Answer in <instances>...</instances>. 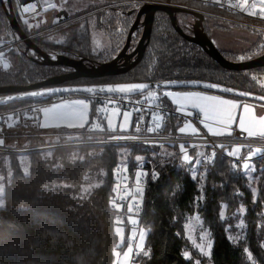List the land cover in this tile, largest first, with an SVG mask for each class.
Listing matches in <instances>:
<instances>
[{"label": "trees", "instance_id": "1", "mask_svg": "<svg viewBox=\"0 0 264 264\" xmlns=\"http://www.w3.org/2000/svg\"><path fill=\"white\" fill-rule=\"evenodd\" d=\"M93 1L98 7L91 12H95L100 29L113 43L110 58L105 62L113 60L126 45L141 3L195 6L175 0ZM12 4L15 8L14 0ZM205 12L217 18V22H210L213 18L206 16L204 28L210 39L213 33L210 24H214L215 30L216 27L225 30L229 29L226 23L230 21L233 28H245L255 34L258 32L254 26L264 29V22L251 18L211 9ZM15 13L23 31L42 52L70 59L85 58L99 64L91 51L90 32L84 18L64 25L61 38L54 40L44 34L45 28L34 26L51 21L50 15L34 18L41 19L33 21L32 29H26L16 10ZM107 14L110 18H106ZM0 21L17 41L2 4ZM176 24L183 33L192 35V28L184 27L179 15H176ZM142 32L140 27L133 34L129 53L138 45ZM17 42L21 45L19 51L13 48L12 69L0 68V87L26 86L70 71L66 67L36 62L32 59L36 56L26 51V45ZM261 42L264 40L259 37L243 53L220 52L231 62L247 61L264 54ZM175 80H203L264 96V67L246 71L224 69L201 47L182 37L169 15L160 11L155 14L151 37L138 65L117 76L82 78L67 84ZM41 101H14L0 105V112H11ZM182 123L181 119L173 118L162 136L177 137ZM132 136H135L133 129L129 132L93 131L89 126L70 136L61 133L52 136L40 127L26 125L0 130V141L11 147ZM168 145L176 150L180 146L130 143L69 146L24 154L0 153V170H4L7 177L5 206L0 208V264H114L118 249L115 226L120 213L117 204H124L123 213L128 206L136 210L140 205L136 211L140 212V228L148 231L146 248L133 256L134 264H264V156L252 158L245 165L247 155L260 149L243 148L237 161L227 155L225 149L232 147L229 145H221L218 152L181 144L193 158L183 162L180 155L166 152L164 146ZM212 153L213 162L208 163L206 156ZM121 164L128 167L132 182L136 181L138 169L142 167L146 168L143 173L155 169L156 177L149 178L146 189H130L124 196L125 202L114 204L116 168ZM241 215L245 228L231 235L228 228L234 227ZM194 218H201L207 226L211 240L209 254L192 246L191 227L186 226Z\"/></svg>", "mask_w": 264, "mask_h": 264}, {"label": "rangeland", "instance_id": "2", "mask_svg": "<svg viewBox=\"0 0 264 264\" xmlns=\"http://www.w3.org/2000/svg\"><path fill=\"white\" fill-rule=\"evenodd\" d=\"M45 9V12L42 16L45 14L50 15L52 17V20L54 18V15L56 12H59L61 10H65L68 12L70 15V20L75 21L80 18H84L86 20V25L87 28L89 29L90 32V43H91V51L93 55L96 56L95 61L97 63H101V60L107 61L110 56V52L113 50V43L110 40V38L103 33V31L99 27V22L97 18L95 17V12H91V10L96 9L98 7V3L93 1V0H42ZM184 2V1H182ZM15 3V2H14ZM1 4V2H0ZM194 5V4H193ZM174 6V5H172ZM176 6H179L180 8H186L189 10H197L195 6H189L185 4H177ZM255 13L260 14L262 16V20H264V3L259 2L257 3L254 8H253ZM109 11V10H108ZM180 23L184 27H191L196 20V18L190 14H185V13H178ZM41 16V17H42ZM106 18H110V15L107 14ZM41 18L35 19V20H40ZM35 20H30V21H25L22 20L24 27L26 29H32V27L36 26V29H43L45 28L46 30L44 31V34H47L48 38H53L54 40H58L61 38V35L64 31V25L62 24L61 26L58 27H51L52 26V20H47L43 21L40 24H35ZM217 22V18L210 19ZM37 22V21H36ZM223 21L220 20L219 24H222ZM35 24V25H34ZM106 24L108 27L111 28L110 22L106 21ZM34 25V26H33ZM226 25L229 27V29L225 30H219L216 27V30L214 28V24L209 25L210 32L212 33L211 40H213L214 44L216 45L217 49L221 52H233V53H238L241 51V49L244 48L245 45L247 44H253L255 43V38L261 37L264 40V30H258V35L257 36L254 31H247L245 28H233L232 23L230 21H227ZM208 27V25H207ZM227 27V28H228ZM2 30V31H1ZM16 35V34H15ZM17 41H20V39L16 36ZM245 40H248V42H244ZM15 41V39L12 36V33H10L6 28L1 27L0 25V68L3 70H11L12 69V58L11 55L14 52V49L16 51H19L20 43ZM21 42V41H20ZM3 43L6 44V46H3ZM263 45L264 42H261ZM15 47V48H14ZM14 48V49H13ZM3 49V50H1ZM249 49V48H248ZM256 51V50H255ZM32 56H36L35 52L29 51ZM100 60V61H99ZM196 98V96L190 97L189 100L185 101L184 104L188 105L190 102L193 103V107L197 105L198 102L201 100L197 99H192ZM171 100L172 104L178 107H181L183 109H189L187 110L188 115H194V112L191 108H184L183 103H178V101L173 98L169 97ZM204 101V100H203ZM219 103L218 100H214L209 102V106H211L213 109L215 106H217ZM249 109V107H245ZM245 108L242 110V115L240 119V125L241 121H244L245 119V114L247 111H245ZM251 111L253 112V116L257 118L256 120H260L259 115L261 117H264V109L262 108H256V107H250ZM196 109V108H193ZM253 110H258L261 112V114L258 115ZM99 112L102 114L103 118L105 119V123H107L108 129L115 130V129H125L128 130V124L126 125H120V127H117L118 122L120 121L121 118V112L116 111V110H110L105 107H100ZM127 112V111H126ZM223 110L220 108H215V112L213 113L214 115L212 116L215 118L212 122H214L216 128L220 127H225L231 125H237L236 123V118L234 120H228L227 117L229 113L227 114H222ZM178 113L182 115H186L187 113L179 112ZM263 114V115H262ZM125 113H124V123H126L128 120L125 119ZM237 117V116H236ZM250 119V118H249ZM98 120L94 121V127L95 128H101V124H98ZM100 123H103L104 121H100ZM203 126V122H200V127ZM183 128L184 131L181 132L180 129ZM264 131V130H263ZM183 136H189V137H200L201 135L200 131L196 126H194L193 123L191 122H185L183 125H181L178 128V136L177 137H182ZM262 137L263 135H258V137ZM180 145L177 150L175 147L168 145L164 146V149L166 150L167 153L171 154H176L180 155L181 159L183 162H189L193 160L188 153H187V148ZM227 152V155L234 159V160H239L240 156L243 153V147L241 146H232L228 147L225 149ZM185 156L188 157V159H185ZM262 156V152L258 149H254L250 154L247 155L248 160L252 158H257ZM247 162H245V165H247ZM124 165V164H121ZM125 166V174L126 178H129V182L133 184L135 187L133 191L135 190H140L143 189L142 185L140 184L141 180V175L143 174V171L146 169L144 167L138 169V173L136 176V181L132 182L131 181V176L128 171V167ZM150 172V171H149ZM147 173V172H146ZM6 181L7 177L5 175L4 170H0V208H3L5 206V190H6ZM127 198V196H126ZM137 200V199H136ZM117 210L120 212L119 217L116 220V226H115V233L117 234V247L118 249L115 252V262L114 264H131L133 260L134 255H139L146 247V241H147V236H148V231L144 228H140V212H136L140 205H138V208L136 207V210L131 206H128V210L126 213H123V206L124 204H117ZM244 216L241 215V218H238L234 224V227L228 228V231L231 235H236L239 232H242L245 228L244 224ZM186 227H191V236H192V246L194 248L196 247L197 249H200L204 251L205 253L209 254L210 250V245H211V240L208 239V233H207V226L203 222L201 218L197 219H192L187 223ZM131 249V251H129Z\"/></svg>", "mask_w": 264, "mask_h": 264}, {"label": "water", "instance_id": "3", "mask_svg": "<svg viewBox=\"0 0 264 264\" xmlns=\"http://www.w3.org/2000/svg\"><path fill=\"white\" fill-rule=\"evenodd\" d=\"M11 29L16 36L26 45V51L32 50L40 57V59L32 58L36 62L44 66H62L69 68L70 72L53 76L43 81L29 84L26 86H6L0 87V105L8 104L14 101L42 99L44 97H53L57 95H112V96H139L151 90L159 91L166 89H201L204 91L228 95L245 101H253L259 104H264V96L245 92L242 90L230 88L224 85L211 83L203 80H175V81H156V82H131V83H106V84H85V85H66L71 81L87 78L100 79L111 76H117L127 73L136 65H138L147 49L149 43L152 26L157 12H165L169 15L175 30L184 37L187 41L201 47L210 58L226 70L246 71L264 67V54L242 62H231L222 55L217 49L213 41L206 34L204 28L205 16L199 12L180 8L160 3H143L141 4L136 19L129 31L127 42L122 51L111 61L93 64L85 58L70 59L66 56L50 55L42 52L35 46L31 37H28L21 28L16 18V13L12 0H8L7 4L1 3ZM178 13L190 14L196 18L192 25V35L189 36L178 27L176 24V15ZM198 18V19H197ZM70 20V15L67 11L61 10L57 12L52 20L54 27L67 24ZM142 27L143 32L138 45L132 52H128L132 41V36L138 28ZM129 84H146L149 87L143 90H137L130 93H121L119 91H109L111 88H116L120 85Z\"/></svg>", "mask_w": 264, "mask_h": 264}, {"label": "built area", "instance_id": "4", "mask_svg": "<svg viewBox=\"0 0 264 264\" xmlns=\"http://www.w3.org/2000/svg\"><path fill=\"white\" fill-rule=\"evenodd\" d=\"M172 1V0H170ZM190 2L197 5L201 9L197 12L203 14L206 18H212V13L205 10H217L226 12L231 15H239L253 20H262L260 14L255 13L254 6L261 0H175ZM1 3L7 4L8 0H0ZM15 10L22 20L37 18L44 14L45 7L42 0H14ZM264 3V2H262ZM176 6V5H174ZM27 9V11H25ZM198 19V18H197ZM33 52L32 50H30ZM36 58L40 59L36 54ZM167 90L153 91L150 95L143 97L137 96H112V95H67L53 96L42 98L39 103H34L26 107L11 111L0 112V130L2 128H17L19 126L40 127L43 124L42 108L44 106L59 103L63 100L71 98H83L91 103L104 106L108 109H116L119 111H127L134 114L133 132L135 136L105 138V139H88V140H70L65 142H50L35 146L11 147L0 143V153L24 154L32 151H45L69 146H87V145H108V144H130V143H165L172 145L193 144L202 148H211L220 152L221 145L241 146L243 148H259L264 156V138L249 136L244 131L235 130L232 138L216 139L207 135L200 127L202 114L182 115L178 111L165 103L164 97ZM179 118L182 122L193 123L200 131L201 137H164L162 134L168 128L173 118ZM213 153L206 156L208 163L213 162ZM240 160V159H239ZM238 160V161H239ZM125 166L119 165L116 168L117 183L114 190L113 202H125L124 196L128 190L134 189V185L129 182L124 172ZM156 177L155 169H151L149 173H143L140 178V184L144 189L147 188L149 178ZM131 264H134L131 262Z\"/></svg>", "mask_w": 264, "mask_h": 264}, {"label": "crops", "instance_id": "5", "mask_svg": "<svg viewBox=\"0 0 264 264\" xmlns=\"http://www.w3.org/2000/svg\"><path fill=\"white\" fill-rule=\"evenodd\" d=\"M141 4H143V3H141ZM167 5H169V4H167ZM193 11L197 12V10H193ZM214 17H212V18H214ZM256 21L264 22L261 20H256ZM0 25H1V27L4 28L1 21H0ZM253 29L257 30V32H258V30H264L259 26H254ZM256 35L259 36L258 34H256ZM258 38H255V41L258 40ZM244 42L246 43V42H248V40H245ZM4 44L5 43H3V45ZM251 45L252 44L245 45L244 48L241 49V51H239L238 53H243V52L247 51L249 46H251ZM1 50H3V49H1ZM181 89H183V88H181ZM166 90H167V94L164 97L165 103H167L174 110L188 114L187 110H189V109H183L181 107L173 105L171 100L169 99V97L175 98L179 104L183 103L184 108H191L193 110L192 112H194V114H196V113L202 114V121L201 122H203V126L201 128L210 137H213L216 139H224L226 137L232 138L233 132L235 130L244 131L248 134V132L245 131L244 129L245 128H251L252 131L255 133L254 136H256L257 138H264V135L262 137H260V136L258 137V135H261V133H264V131H263L264 125H262L260 123V120L259 121L256 120L257 118H255V116H253V112L251 111V108H250V107H256L259 109L260 108L264 109V104H259V103L253 102V101H245L242 99L236 100V99H232V98L223 96L221 94L212 93V92L204 91L201 89H187V90L166 89ZM152 92H153V90H151L145 94L150 95V94H152ZM189 94H191V95H189ZM192 96H196V98H192V99H197V100H201V101L198 102L197 105H195L194 107H193L192 102H190V104H188V105L184 104V102L189 100L190 97H192ZM214 100H218L219 103L213 109L208 104H209V102L214 101ZM80 101H83L84 103L81 104ZM226 101L230 102V103H225ZM100 107H104V106H100L97 104L95 106H92L91 102H89L83 98H71L69 100H63L59 103L44 106L42 108L43 124L40 126V129L44 130L46 132H49V135H52V136H56L59 133H61L62 135L70 136L74 132L78 133L82 129H84L88 126H89L90 130H93V131L111 130V129H108L107 123H105V119L103 118L102 114L99 112ZM217 107L223 110L222 114H227L230 112L227 119L228 120H234L236 118L237 125H231L230 124L229 126H225V127L222 126L220 128H216L214 122H212L213 120H215V118H213L212 116L214 115L213 113L215 112V108H217ZM245 107H249V109L247 110V112L245 114V119L243 121V127H242L240 125V119H241V115H242V110ZM193 108H196V109H193ZM45 109H50V110H53L57 113L67 114L70 118L69 119H52L51 118L52 113L49 112L46 114L44 111ZM110 110H116V109H110ZM116 111H119V110H116ZM253 111H255V110H253ZM120 112H121V118L117 124V127L118 126L120 127V125L128 124L129 129L126 131H125V129H123V130L122 129L121 130L115 129V130H119L122 132L132 131L134 114L131 112H126V111H120ZM255 112L258 113V115L261 114V112H259L258 110H256ZM124 113H125V115H127V116H125V119L128 120L126 123H124V120H123L124 119ZM229 117H231V119H229ZM96 118L99 119L100 121H104L103 123H100L98 120V124H101V126H102L101 128H95L94 127V121L96 120ZM259 118H261L260 115H259ZM183 123H185V122H183ZM183 123H182V125H183ZM115 130H112V131H115ZM182 137H189V136H183L182 135ZM247 161H249L248 158H247Z\"/></svg>", "mask_w": 264, "mask_h": 264}, {"label": "snow or ice", "instance_id": "6", "mask_svg": "<svg viewBox=\"0 0 264 264\" xmlns=\"http://www.w3.org/2000/svg\"><path fill=\"white\" fill-rule=\"evenodd\" d=\"M261 2H264V0H261ZM25 11H27V9H25ZM148 87L149 86L146 85V84H129V85H120V86H118L116 88H111V89H109V91H119L121 93H130V92L137 91V90H143V89H146ZM189 95H191V94H189ZM80 103L83 104L84 102L80 101ZM225 103H230V102L226 101ZM247 110L248 109L245 108V111H247ZM44 111H45L46 114L51 112L52 113V115H51L52 119H69L70 118L67 114L57 113V112H55L53 110H50V109H45ZM229 119H231V117H229ZM260 123L262 125H264V117L260 118ZM241 126L243 127V121H241ZM244 130L248 132L249 136H254L255 135V133L252 131L251 128H245ZM180 131L183 132L184 129L181 128ZM261 135H264V133H261ZM0 143H2V141H0ZM181 147L183 148V146H181ZM185 159L187 160L188 157L185 156ZM129 251H131V249H129Z\"/></svg>", "mask_w": 264, "mask_h": 264}, {"label": "flooded vegetation", "instance_id": "7", "mask_svg": "<svg viewBox=\"0 0 264 264\" xmlns=\"http://www.w3.org/2000/svg\"><path fill=\"white\" fill-rule=\"evenodd\" d=\"M69 21L71 22L72 20H69ZM68 23H69V22H68ZM70 71H72V70H70ZM70 71H69V72H70ZM66 85H72V84H67V83H66Z\"/></svg>", "mask_w": 264, "mask_h": 264}]
</instances>
